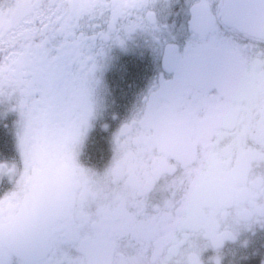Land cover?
<instances>
[{
    "label": "flooded vegetation",
    "instance_id": "obj_1",
    "mask_svg": "<svg viewBox=\"0 0 264 264\" xmlns=\"http://www.w3.org/2000/svg\"><path fill=\"white\" fill-rule=\"evenodd\" d=\"M207 2L0 0V264H264V0Z\"/></svg>",
    "mask_w": 264,
    "mask_h": 264
},
{
    "label": "water",
    "instance_id": "obj_2",
    "mask_svg": "<svg viewBox=\"0 0 264 264\" xmlns=\"http://www.w3.org/2000/svg\"><path fill=\"white\" fill-rule=\"evenodd\" d=\"M35 192H41V183L34 188V197L27 202L19 213L10 231L4 237L6 245L19 256L36 252V248L46 239V231L54 220V215L43 211L35 201Z\"/></svg>",
    "mask_w": 264,
    "mask_h": 264
},
{
    "label": "snow or ice",
    "instance_id": "obj_3",
    "mask_svg": "<svg viewBox=\"0 0 264 264\" xmlns=\"http://www.w3.org/2000/svg\"><path fill=\"white\" fill-rule=\"evenodd\" d=\"M207 11L208 17L210 19V28L212 30L216 29V16L212 13L213 5L210 2L204 4ZM216 13L219 14L221 10L225 7L224 4H217ZM56 15L62 14V6L56 5ZM94 35L89 40L90 46H95L97 39L104 40L106 37L100 27V25H93ZM49 41H45L42 48L37 53V59L34 63L27 66L26 74L31 75L33 78H38L45 75H54L56 67L63 63V53L62 50H57L54 55H50V49L48 48Z\"/></svg>",
    "mask_w": 264,
    "mask_h": 264
},
{
    "label": "rangeland",
    "instance_id": "obj_4",
    "mask_svg": "<svg viewBox=\"0 0 264 264\" xmlns=\"http://www.w3.org/2000/svg\"><path fill=\"white\" fill-rule=\"evenodd\" d=\"M19 127V126H18Z\"/></svg>",
    "mask_w": 264,
    "mask_h": 264
}]
</instances>
